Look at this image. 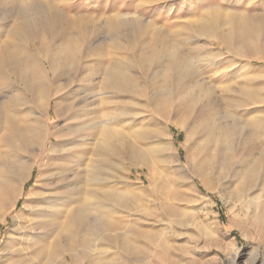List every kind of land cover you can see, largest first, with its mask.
Masks as SVG:
<instances>
[{"label": "bare ground", "instance_id": "6f19581e", "mask_svg": "<svg viewBox=\"0 0 264 264\" xmlns=\"http://www.w3.org/2000/svg\"><path fill=\"white\" fill-rule=\"evenodd\" d=\"M68 1L0 0V264H149L160 235L142 221L187 179L234 183L264 223V113L248 107L264 88L262 1L183 0L196 18L173 34L138 10L174 0L101 21ZM170 126L193 140L188 169L167 165Z\"/></svg>", "mask_w": 264, "mask_h": 264}, {"label": "rangeland", "instance_id": "374dc122", "mask_svg": "<svg viewBox=\"0 0 264 264\" xmlns=\"http://www.w3.org/2000/svg\"><path fill=\"white\" fill-rule=\"evenodd\" d=\"M261 1L260 8L255 12L264 14V1ZM129 4L130 0H118L116 5L103 4V0H69L64 5L70 9V14L83 11L87 7H90L88 9L91 11L99 7L101 10L96 19L101 21L104 15L115 7L122 13L132 11ZM188 7V2L183 0L162 1L140 6L138 13L146 21L157 20L158 26L173 34L185 21L195 20L196 17ZM179 9L186 10L183 18L175 17L177 13L174 11ZM182 37L180 35L178 39ZM256 64L264 67V61ZM253 85L252 100L248 107H261L264 113V88ZM52 114L50 109V121ZM253 114L255 111L250 112L248 116ZM160 137L168 143L165 152L167 165L175 169V164L180 160L185 168H190L194 143L192 139L187 138L186 132L170 126ZM34 169L30 179L23 186V193H26L35 178L37 169ZM130 178V184L140 179L148 184L145 169L132 168ZM207 178L210 180L209 175ZM214 180L213 178V184L211 182L213 188L209 189L198 179L194 182L187 179L178 184V199L159 204L155 213L142 221L141 225L157 230L160 235L149 258V264H264V223L252 225L245 217L241 205L232 202L230 196L234 183H224L223 179ZM24 198L25 194L19 198L17 209L21 207ZM121 215L124 219L127 214L122 212ZM11 225L10 215L5 223H0V244L3 243Z\"/></svg>", "mask_w": 264, "mask_h": 264}]
</instances>
